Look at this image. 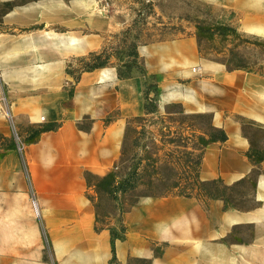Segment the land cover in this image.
Masks as SVG:
<instances>
[{
  "label": "crops",
  "instance_id": "crops-1",
  "mask_svg": "<svg viewBox=\"0 0 264 264\" xmlns=\"http://www.w3.org/2000/svg\"><path fill=\"white\" fill-rule=\"evenodd\" d=\"M99 4L0 0V135L18 132L23 139L0 148V264L113 258L109 228H95L86 173L114 168L127 120L146 115L147 101L141 75L120 77L115 67L80 71L77 78L68 72L71 62L102 48L105 33L124 26ZM233 4L240 26L264 36V0ZM137 52L147 74L157 77L160 109L180 103L186 113H209L227 135L204 148L200 180L231 186L258 173L248 209L221 198L142 197L124 216L117 260L264 264V158L250 160L253 138L245 130L248 124L264 131V73L229 70L203 57L193 36L143 44ZM43 126L51 129L31 131Z\"/></svg>",
  "mask_w": 264,
  "mask_h": 264
},
{
  "label": "rangeland",
  "instance_id": "rangeland-1",
  "mask_svg": "<svg viewBox=\"0 0 264 264\" xmlns=\"http://www.w3.org/2000/svg\"><path fill=\"white\" fill-rule=\"evenodd\" d=\"M230 1V0H229ZM100 9L107 16L120 20L124 26L104 35L101 49L91 52L69 65L68 72L78 77L80 71L115 67L123 74L134 73L143 76L148 113L129 118L126 123L120 156L114 168L103 174L86 173V179L93 189L88 195L95 209V228L112 227L117 232L125 227L124 216L142 197L165 192V187L148 183L145 169L162 168L165 173L175 172L179 186L174 192H184L205 198L222 196L229 207L248 209L252 207L254 182L258 170L243 182L231 186L225 184L196 183L194 174L187 176L190 165L197 171L202 159L203 141L208 140L203 132L213 133L212 115L209 113H181L180 103H172L160 109L156 103L155 75H148L137 48L143 44L157 43L179 37L193 36L203 57L225 64L229 70L246 69L264 73V36L252 28L240 26L241 12L234 0H100ZM98 66V68H97ZM184 111V110H183ZM197 115V116H193ZM235 118H238L235 116ZM32 128L37 132L42 128ZM253 140L252 162H258L264 153V131L245 125ZM22 135L13 132L11 137L0 135V148L8 149L22 142ZM191 152L192 164L186 162ZM140 165L141 178L134 189L126 194L114 193L108 185L111 174L115 180ZM189 171V170H188ZM171 181V182H170ZM167 191V190H166ZM153 197V196H152ZM97 213L100 223L97 224ZM45 259L53 260L51 251L45 252ZM53 264H59L53 260ZM110 264H149L148 260L130 257L125 261L112 259Z\"/></svg>",
  "mask_w": 264,
  "mask_h": 264
},
{
  "label": "trees",
  "instance_id": "trees-1",
  "mask_svg": "<svg viewBox=\"0 0 264 264\" xmlns=\"http://www.w3.org/2000/svg\"><path fill=\"white\" fill-rule=\"evenodd\" d=\"M98 68V66H97ZM232 70V69H231ZM118 74L120 77H131L134 73H128V74H123L121 72L118 71ZM143 76H145L143 74ZM142 76V77H143ZM155 80V85H153V88L155 89V97H156V100H157V96H158V83H157V77L155 76L154 78ZM149 94L148 92L145 90V98H146V101L148 100V97ZM157 103V101H156ZM146 113H148V108H147V105H146ZM181 113H184V111L182 110ZM194 117L197 116V115H193ZM51 129V127H46V128H42L40 129L38 132H41V131H45V130H49ZM213 133H211V131L209 132H203V135L204 136H208V140L207 141H203V144H202V148L201 150L203 151L204 148L210 144V143H215V142H224L227 140V135L226 133L222 130V129H218V128H215L213 127ZM187 161L186 162H189L190 164H192V159L191 158V152L187 153ZM254 155H257V154H250L249 155V158L250 160L252 161V156ZM262 158L256 163L254 162L253 164H258L261 160H263L264 158V153L261 154ZM201 163V162H200ZM200 163L199 166H200ZM199 166H198V169L197 171H194L192 170V167L187 166L188 169H186V173H187V176L192 178V175L194 174V181L196 183H205L203 181L200 180L199 178ZM139 169H140V165L139 164H136L135 167L133 168L132 171H129L128 173H125V175L121 178L120 181H117L115 180V177L117 176L116 173L114 174H111V179L110 180H107L109 183V187L112 189V192L114 193H118L120 192L121 194H126L128 191H131L132 189H134L135 185H136V182H138L141 178H143L142 176V173L139 172ZM145 169V176L147 178V181L148 183H150L151 185H157L158 187H165V192L163 193H159V194H152L150 196H153V197H162V196H172V195H179V196H193L192 194H187V193H184V192H174V189L176 190L178 188V184L175 183V181H170V185L171 186H167L165 185V181H169V180H172L173 178L175 179V172H170V173H165L164 171H161L162 168H150L149 166V170H147L146 168ZM189 170V171H188ZM207 183H210V184H213V185H216V184H220L222 183L221 180L217 179V180H211V181H207ZM223 184V183H222ZM162 187V188H163ZM149 196V195H148ZM196 197H199V196H196ZM207 198H221L223 199L224 201L226 200L224 197L222 196H210V195H207L206 196ZM205 197V198H206ZM138 202V201H137ZM136 204V203H135ZM227 205V204H226ZM233 208V207H231ZM100 216L99 214L97 213V224L99 225L100 223ZM97 228L101 229V228H104L103 226H98ZM109 228V231H110V235H111V244H112V252H113V258L112 259H116V254H115V241L116 240H123L124 237H125V227L121 228L120 231L116 232L114 230V228Z\"/></svg>",
  "mask_w": 264,
  "mask_h": 264
},
{
  "label": "built area",
  "instance_id": "built-area-1",
  "mask_svg": "<svg viewBox=\"0 0 264 264\" xmlns=\"http://www.w3.org/2000/svg\"><path fill=\"white\" fill-rule=\"evenodd\" d=\"M16 135H17V133H16ZM20 144V143H19Z\"/></svg>",
  "mask_w": 264,
  "mask_h": 264
}]
</instances>
